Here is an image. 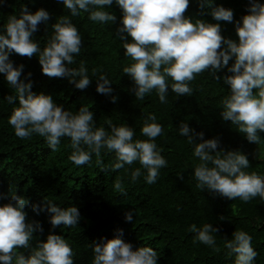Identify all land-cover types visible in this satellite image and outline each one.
<instances>
[{
	"label": "clouds",
	"instance_id": "clouds-1",
	"mask_svg": "<svg viewBox=\"0 0 264 264\" xmlns=\"http://www.w3.org/2000/svg\"><path fill=\"white\" fill-rule=\"evenodd\" d=\"M57 2L70 15L55 19L43 48L34 39V33L41 23L47 25L49 12L44 8L29 11L22 4L18 15H10L6 25L0 27V74L14 89V95L5 96L4 100L16 105L8 123L18 138L31 139L34 134L38 135L55 151L61 138L67 137L73 149L70 160L76 166L89 164L93 154L99 157L101 150L106 149L115 153V163L110 170L117 171L138 162L140 167L131 172L132 182L142 175L146 183L156 182L159 170L167 166V161L155 142L164 134V128L154 114L147 116L141 128V135L146 139L134 140V130L127 124L116 126L107 121L110 129L107 131L96 125L89 107L82 106L73 112L55 103L49 94L33 93L31 73L26 79L22 78L23 65H14L9 59L12 52L29 58L35 55L44 75L66 78L79 90L87 88L92 79L85 64L69 67L76 63L75 57L82 49V36L70 17L87 13L93 22L111 24L116 16L106 9L115 3L121 10L117 33L121 34L125 55L132 60L122 71L133 81L132 91L137 100L143 101L153 90L161 103H167L169 90L177 97L190 96L193 93L190 82L197 75L209 71L220 80L216 73L226 67L230 75L223 76V82L229 88V95L222 102L220 115L238 126L248 142L259 143V134L264 132V3L260 0H249L247 14L239 22L233 20L231 9L215 5L214 0H200V16L207 13L215 23L186 16L190 0ZM221 21L235 24L237 39L221 34ZM229 61H232L231 66ZM92 75H97L96 70ZM111 83L106 75H99L96 91L110 95ZM111 99L115 103L117 98L112 96ZM178 132L193 146L192 154L198 160L193 169L198 189L245 203L256 197L264 200V176L245 171L250 167L245 154L239 150H218V140L203 139V133H197L201 139L194 142L191 129L184 122L180 123ZM96 163L104 169L99 159ZM115 189L123 192L119 182ZM0 199L8 200L0 204V264H74L73 249L62 235L49 232L46 239L32 247L34 233L42 231V227L39 222L28 220L25 212L28 200L24 196L0 194ZM32 207L37 213H50L53 228L61 225L71 228L81 218L75 205L61 207L44 200L39 207ZM133 215V211L128 210L124 218L131 222ZM189 231L195 233L199 242L215 248L213 233L217 230L210 223L202 227L192 224ZM251 240V236L241 230L225 241L228 254L235 256L234 264H255L257 253ZM92 251V264H158L159 258L151 246L133 248L121 239V234L93 243Z\"/></svg>",
	"mask_w": 264,
	"mask_h": 264
},
{
	"label": "trees",
	"instance_id": "trees-1",
	"mask_svg": "<svg viewBox=\"0 0 264 264\" xmlns=\"http://www.w3.org/2000/svg\"><path fill=\"white\" fill-rule=\"evenodd\" d=\"M22 4L29 11L44 8L49 12L47 25L41 23L34 33L41 48L51 35L55 19L70 15L57 0H3L0 27L6 25L10 15H18ZM199 4L200 0H190L185 15L215 23L207 13L200 16ZM214 4L231 9L233 20L239 22L247 14L249 0H214ZM106 10L116 16L114 23L93 22L87 13L70 17L82 36V49L75 57L76 63L69 67L85 64L92 79L87 88L79 90L66 78L44 75L35 55L29 58L12 52L9 59L14 65H23L22 78L31 73L33 93L49 94L55 103L73 112L82 106L89 107L96 125L107 131H110L107 121L116 126L127 124L134 130V140L146 139L141 135V128L147 116L154 114L164 128V134L155 142L167 166L159 170L153 184L146 183L143 175L132 182L131 172L140 167L139 163L112 171L114 152L102 149L99 157L93 154L89 164L76 166L70 160L73 149L67 137L61 138L55 151L38 135L34 134L31 139L18 138L8 123L16 105L4 100L5 96L14 95V89L0 74V194L22 195L28 200L25 207L28 220L39 222L42 227V231L34 233L32 247L53 232L62 235L73 249L74 264H92L93 243L121 234V239L133 248L151 246L159 254L158 264H234L235 256L228 254L225 241L231 240L235 231L242 230L252 238V247L257 253L255 264H264V200L256 197L245 203L198 189L193 172L198 160L192 154L193 146L178 132L180 123L184 122L191 129L194 142L201 139L196 134L203 133V139L218 140V150L241 151L250 163L245 171L264 176V132L259 134V143H250L238 126L220 115L222 102L229 95V88L223 82V76L230 75L228 69L221 68L216 73L220 80L209 71L197 75L190 82L193 88L190 96L177 97L169 90L167 103H161L153 90L143 101L137 100L132 91L133 81L122 71L132 60L125 55L121 34L117 33L121 10L115 3ZM220 26L224 37L237 39L234 23L221 21ZM93 70L96 76L92 75ZM101 74L112 82L110 95L96 91V79ZM112 96L117 98L115 103ZM97 159L104 169L97 165ZM117 182L122 185V193L115 189ZM44 200L61 207L75 205L81 217L78 224L71 228L63 225L53 228L50 213L33 211L32 206L39 207ZM7 202L0 199V204ZM128 210L134 213L131 222L124 218ZM205 223L217 230L213 233L215 248L199 242L195 233L189 231L192 224L202 227Z\"/></svg>",
	"mask_w": 264,
	"mask_h": 264
},
{
	"label": "bare ground",
	"instance_id": "bare-ground-1",
	"mask_svg": "<svg viewBox=\"0 0 264 264\" xmlns=\"http://www.w3.org/2000/svg\"><path fill=\"white\" fill-rule=\"evenodd\" d=\"M121 201V200H120ZM46 212V211H45Z\"/></svg>",
	"mask_w": 264,
	"mask_h": 264
}]
</instances>
